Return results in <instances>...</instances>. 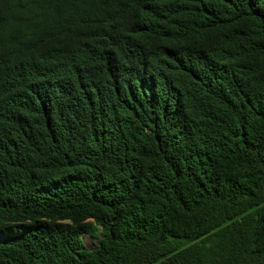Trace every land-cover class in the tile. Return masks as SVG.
<instances>
[{"label":"trees","instance_id":"1","mask_svg":"<svg viewBox=\"0 0 264 264\" xmlns=\"http://www.w3.org/2000/svg\"><path fill=\"white\" fill-rule=\"evenodd\" d=\"M0 264H264V0H0Z\"/></svg>","mask_w":264,"mask_h":264},{"label":"rangeland","instance_id":"2","mask_svg":"<svg viewBox=\"0 0 264 264\" xmlns=\"http://www.w3.org/2000/svg\"><path fill=\"white\" fill-rule=\"evenodd\" d=\"M84 241L89 247H95L96 240L89 237L88 235H84Z\"/></svg>","mask_w":264,"mask_h":264}]
</instances>
